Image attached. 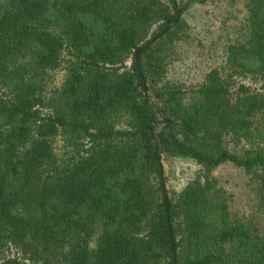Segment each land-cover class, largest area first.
Masks as SVG:
<instances>
[{"label":"trees","instance_id":"trees-1","mask_svg":"<svg viewBox=\"0 0 264 264\" xmlns=\"http://www.w3.org/2000/svg\"><path fill=\"white\" fill-rule=\"evenodd\" d=\"M209 1L0 0V264H264L214 174L264 215V0L200 84L169 76ZM175 157L200 166L180 191Z\"/></svg>","mask_w":264,"mask_h":264},{"label":"rangeland","instance_id":"rangeland-1","mask_svg":"<svg viewBox=\"0 0 264 264\" xmlns=\"http://www.w3.org/2000/svg\"><path fill=\"white\" fill-rule=\"evenodd\" d=\"M246 12L245 0H211L193 4L185 13L191 26V37L179 45V54L170 67L169 76L188 88L200 84L211 67L223 65L227 46L244 38ZM63 75L64 70L58 72L56 81H60ZM246 83L252 87L260 86L251 78L246 79ZM230 147H234L231 142ZM164 164L167 185L176 191L182 190L200 170L194 160L186 158H166ZM214 174L232 194L230 209L233 217L254 220L264 230V215L257 210L256 195L244 169L225 163L216 168Z\"/></svg>","mask_w":264,"mask_h":264}]
</instances>
